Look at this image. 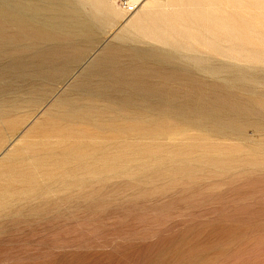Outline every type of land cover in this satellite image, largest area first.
I'll use <instances>...</instances> for the list:
<instances>
[{"label": "rangeland", "instance_id": "1", "mask_svg": "<svg viewBox=\"0 0 264 264\" xmlns=\"http://www.w3.org/2000/svg\"><path fill=\"white\" fill-rule=\"evenodd\" d=\"M112 1L122 16L96 40H64L42 61H31L30 47L2 54L0 29V146L35 116L34 136L48 143L35 148L49 161L40 184L67 183L38 191L36 212L2 211L0 264H264V77L232 70L220 79L139 60L112 37L135 10ZM93 58L105 60L79 74ZM54 64L52 76H21ZM130 86L166 103L127 105L120 96L134 94ZM85 89L110 95L70 119L65 110L87 99Z\"/></svg>", "mask_w": 264, "mask_h": 264}, {"label": "bare ground", "instance_id": "2", "mask_svg": "<svg viewBox=\"0 0 264 264\" xmlns=\"http://www.w3.org/2000/svg\"><path fill=\"white\" fill-rule=\"evenodd\" d=\"M114 2L0 0L2 54H7L10 48L30 47L33 48L31 61H42L45 56L54 53L56 49L52 47L59 48L64 40L74 42L89 35L96 40L98 33L122 16ZM125 5H134L135 11L130 18L124 20V24L112 37L116 42L125 44L133 57L156 63L161 67L169 66L173 71H177L181 64L201 75L220 79H225L226 71L232 70L237 71V77H264V50L256 48L264 34V0H129ZM103 60L105 58L91 59L79 74H85ZM77 61L71 60L69 66ZM26 62L28 61L10 65L9 71L12 66L19 68ZM49 69L47 72L45 69L40 72L23 70L21 76L36 73L52 76L56 73L55 64ZM74 84H71L70 90ZM130 89L135 95L120 96L127 105H133L138 99L151 97H157L158 101L166 103V97L155 95L152 89L137 86H130ZM63 94L44 106L42 116L56 110L63 101ZM85 94L88 97L84 102H73L65 110L64 114L70 119L80 118L84 108L92 109L98 106L97 98L110 95L91 89ZM16 99L17 103L20 99ZM13 100L15 102V99ZM30 117L25 127L17 133L18 125L25 124ZM34 117L29 115L20 121L21 123L2 139L0 217L4 210L18 211L19 207L24 206H27L28 212H36L37 207L32 202L39 199L38 191L43 193L56 188L59 191L67 189L64 177L60 176L55 178V181L40 184L41 172L45 169L42 163L48 159L37 154L35 148L38 145L47 147L48 143L38 139L42 137L35 138L33 128L39 124V119ZM220 129L221 126L218 130ZM13 141V146L8 148ZM17 162H28L29 165L25 169L16 170ZM32 180L36 185L32 184ZM56 182L62 184L58 187Z\"/></svg>", "mask_w": 264, "mask_h": 264}, {"label": "built area", "instance_id": "3", "mask_svg": "<svg viewBox=\"0 0 264 264\" xmlns=\"http://www.w3.org/2000/svg\"><path fill=\"white\" fill-rule=\"evenodd\" d=\"M127 9H128L129 11H131V10L133 9V5H128V6H127Z\"/></svg>", "mask_w": 264, "mask_h": 264}]
</instances>
